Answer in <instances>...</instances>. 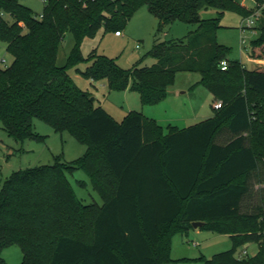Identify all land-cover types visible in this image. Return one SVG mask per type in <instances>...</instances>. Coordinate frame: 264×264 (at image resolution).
Here are the masks:
<instances>
[{
    "label": "trees",
    "instance_id": "obj_1",
    "mask_svg": "<svg viewBox=\"0 0 264 264\" xmlns=\"http://www.w3.org/2000/svg\"><path fill=\"white\" fill-rule=\"evenodd\" d=\"M144 6L158 20L156 34L177 21L195 29L178 40L155 36L151 66L124 70L97 49L82 56L85 39L122 33ZM209 8L216 17L202 19ZM226 11L249 15L237 0H47L40 15L20 0H0V43L13 57L0 67L3 130L16 142L42 141L33 132L38 119L86 146L71 164L18 170L0 184V252L17 246L20 264H168L174 234L203 222L200 230L232 244L201 257L203 264H264V67L246 70L218 43ZM257 24L250 57L264 61V9ZM66 33L74 46L58 67ZM79 63L87 64L76 69L83 79L135 92L142 106L163 101L183 72L199 74L198 84L222 105L212 118L166 134L140 112L118 122L68 75ZM77 170L101 205L77 198L66 177ZM247 243L257 252L236 256Z\"/></svg>",
    "mask_w": 264,
    "mask_h": 264
},
{
    "label": "rangeland",
    "instance_id": "obj_2",
    "mask_svg": "<svg viewBox=\"0 0 264 264\" xmlns=\"http://www.w3.org/2000/svg\"><path fill=\"white\" fill-rule=\"evenodd\" d=\"M47 0H20V3L40 15L44 3ZM249 14L241 16L236 11L224 12L220 19L221 28L217 32L219 44L230 49L229 58L237 61L246 70H253L256 61L250 58V43L256 39L252 29L241 27L254 12L264 4H254L253 0H237ZM261 13V11H259ZM202 19L216 17L214 9L200 11ZM11 22L9 16L5 17ZM243 21V22H242ZM158 20L152 16L147 7H142L130 20L126 29L120 34L99 31L94 39H85L80 45V51L84 58L93 50L97 54L114 60L115 64L124 70L135 65L151 66L154 60L148 55L156 38L160 41L178 40L184 38L195 29L194 25L183 22H175L163 32L156 34ZM74 46L73 37L66 33L57 54V66L66 64L67 58ZM5 63L0 67L9 66L13 57L6 51L4 44L0 43V60ZM87 64L79 63L70 68L67 73L76 86L88 91L95 99V106L103 108L116 121L120 122L130 110L142 113L145 117L154 119L162 127L163 133L168 132V127H177L179 130L198 124L204 118L214 115L213 97L200 84V75L196 73H178L174 83L168 91L172 92L168 98L153 106H142L139 95L135 92L109 91L105 82H91L83 79L76 73ZM174 93V94H173ZM34 134L41 137L42 141L24 140L14 141L3 130L0 123V184L13 172L34 168L41 165H53L55 162L71 164L86 152V146L77 142L68 132H57L41 120L33 121ZM67 180L73 192L83 204H102L99 195L93 191L88 176L81 170L72 174L66 173ZM231 240L228 235L213 233L206 230L189 229L185 233L177 232L172 237L170 247V263L168 264H203L201 257L209 259L211 256L227 251L231 248ZM253 256L256 245L247 243L236 251V256ZM0 258L6 264H20L22 253L17 246H11L0 252Z\"/></svg>",
    "mask_w": 264,
    "mask_h": 264
},
{
    "label": "built area",
    "instance_id": "obj_3",
    "mask_svg": "<svg viewBox=\"0 0 264 264\" xmlns=\"http://www.w3.org/2000/svg\"><path fill=\"white\" fill-rule=\"evenodd\" d=\"M254 4L257 6V4L255 2H254ZM262 9H264V6H262L260 8V10L257 9L254 12V14L250 16V18H246V21L243 23V25L241 27L242 31H244V29L248 28V29H252L254 31V33L256 32L255 25L257 24V20H258V18L261 15V13L259 11H261ZM39 17H41V16H39ZM117 35H119V33H117ZM0 63L1 64H4L5 63V60L4 59L0 60ZM227 68H228V62L226 60L222 61L220 63V69H221V71H226ZM221 105H222V103L220 101H216L214 103V105H213V109L218 110V109L221 108ZM243 255L245 256L246 253L243 252Z\"/></svg>",
    "mask_w": 264,
    "mask_h": 264
},
{
    "label": "crops",
    "instance_id": "obj_4",
    "mask_svg": "<svg viewBox=\"0 0 264 264\" xmlns=\"http://www.w3.org/2000/svg\"><path fill=\"white\" fill-rule=\"evenodd\" d=\"M243 22V21H242ZM257 26H258V24H256L255 25V30H256V32H255V35H256V38H257V36H258V34H259V32H258V30H257ZM121 34V33H120ZM119 34V35H120ZM250 57V56H249ZM251 58V57H250ZM253 59V58H252ZM255 61H256V66H255V68L254 69H257V68H262V67H264V61H262V60H257V59H254ZM253 69V70H254ZM251 71V70H250ZM169 89V88H168ZM126 92H129V90H126V91H123V93H126ZM171 93L172 92H169L168 90H167V97L166 98H168V96H170L171 95ZM174 94V93H173ZM130 111H134V110H130ZM130 111H128V112H130ZM127 112V113H128ZM126 113V114H127ZM213 116H209V117H207V118H204L203 120H201L200 122H202V121H204V120H207V119H210V118H212ZM199 122V123H200ZM191 127V126H190ZM177 128V127H176ZM178 129V128H177ZM184 129H186V128H184ZM253 244V243H252ZM255 245V244H254ZM256 249H257V246H256Z\"/></svg>",
    "mask_w": 264,
    "mask_h": 264
},
{
    "label": "water",
    "instance_id": "obj_5",
    "mask_svg": "<svg viewBox=\"0 0 264 264\" xmlns=\"http://www.w3.org/2000/svg\"><path fill=\"white\" fill-rule=\"evenodd\" d=\"M94 101H95V99L94 98H90V102L91 103H94ZM191 226H192V228L194 229V230H198V229H201L203 226H204V223L203 222H193L192 224H191Z\"/></svg>",
    "mask_w": 264,
    "mask_h": 264
}]
</instances>
